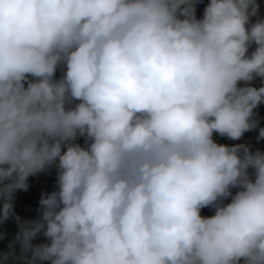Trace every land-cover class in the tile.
Instances as JSON below:
<instances>
[{"label": "clouds", "instance_id": "clouds-1", "mask_svg": "<svg viewBox=\"0 0 264 264\" xmlns=\"http://www.w3.org/2000/svg\"><path fill=\"white\" fill-rule=\"evenodd\" d=\"M201 2L0 0V264H264V153L213 138L258 127L264 18ZM53 165L22 220L14 192Z\"/></svg>", "mask_w": 264, "mask_h": 264}, {"label": "trees", "instance_id": "trees-1", "mask_svg": "<svg viewBox=\"0 0 264 264\" xmlns=\"http://www.w3.org/2000/svg\"><path fill=\"white\" fill-rule=\"evenodd\" d=\"M208 0H202L196 7V16L197 18H202L204 7L207 5ZM256 3L259 5L258 16L259 18H264V0H256ZM252 21H255L257 17H252ZM255 45L253 44L249 48V55L254 50ZM63 74L62 69H58L56 72V79H59ZM241 86H243V82H240ZM252 86L260 87L262 86V81L260 78H256L251 82ZM256 113L255 118L259 121L257 129L244 133V135L240 138V140H230L226 137H221L218 134H214V140L219 144L225 145H234V144H246L250 146L252 151L260 150L264 153V139L257 140V136L259 134V128L264 127V104L258 106L257 109L254 110ZM81 145L84 144V138L80 137L76 141ZM251 172L252 170L249 169ZM56 177H57V169L53 165L50 169L45 172L37 173L36 175L28 177L27 183L29 188L27 191L17 190L13 194V211L16 215H18L22 220H34L37 219L40 215L39 208V199L41 194L50 193L54 190H57L56 185ZM236 191V189H235ZM228 202V201H227ZM225 201V203H227ZM214 214V210L211 208L201 209L202 216H211ZM18 231V226L14 217H10L6 222L0 225V233L4 234V238L0 239V252H7L9 250V244L14 240V237ZM46 238L39 234L36 238L32 240L33 245H39L42 243H46ZM15 251L17 256L19 255L20 248L19 245H15ZM30 255V254H29ZM6 264H23L19 259L13 261L9 259ZM42 264H48V262H42Z\"/></svg>", "mask_w": 264, "mask_h": 264}, {"label": "rangeland", "instance_id": "rangeland-1", "mask_svg": "<svg viewBox=\"0 0 264 264\" xmlns=\"http://www.w3.org/2000/svg\"><path fill=\"white\" fill-rule=\"evenodd\" d=\"M232 191H233V194H234V193H235V189H233ZM227 201L230 202V198H229V200H226V202H227ZM228 202H227V203H228Z\"/></svg>", "mask_w": 264, "mask_h": 264}]
</instances>
